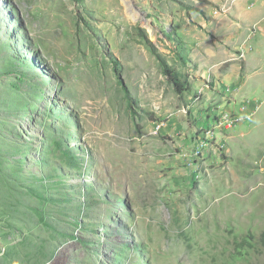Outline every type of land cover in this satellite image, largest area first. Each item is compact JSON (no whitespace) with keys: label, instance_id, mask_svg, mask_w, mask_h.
<instances>
[{"label":"rangeland","instance_id":"1","mask_svg":"<svg viewBox=\"0 0 264 264\" xmlns=\"http://www.w3.org/2000/svg\"><path fill=\"white\" fill-rule=\"evenodd\" d=\"M263 234L264 0H0V264H263Z\"/></svg>","mask_w":264,"mask_h":264},{"label":"trees","instance_id":"2","mask_svg":"<svg viewBox=\"0 0 264 264\" xmlns=\"http://www.w3.org/2000/svg\"><path fill=\"white\" fill-rule=\"evenodd\" d=\"M172 34H169L171 36ZM162 73L169 79V81L178 88V91H181V86L179 82V78L177 77L176 73L172 71L168 66L165 64L161 65ZM86 205L89 207V199L87 200ZM261 241L264 244V234L261 236ZM264 264V263H263Z\"/></svg>","mask_w":264,"mask_h":264},{"label":"built area","instance_id":"3","mask_svg":"<svg viewBox=\"0 0 264 264\" xmlns=\"http://www.w3.org/2000/svg\"><path fill=\"white\" fill-rule=\"evenodd\" d=\"M244 110V108H242L241 109V112ZM238 117H234V116H232V114H230V113H225V114H223V116H222V123L221 124H226V126L228 127V128H230L233 124H234V122L235 121H237L238 119H237Z\"/></svg>","mask_w":264,"mask_h":264},{"label":"crops","instance_id":"4","mask_svg":"<svg viewBox=\"0 0 264 264\" xmlns=\"http://www.w3.org/2000/svg\"><path fill=\"white\" fill-rule=\"evenodd\" d=\"M228 40H229V42H232V38L229 37Z\"/></svg>","mask_w":264,"mask_h":264}]
</instances>
